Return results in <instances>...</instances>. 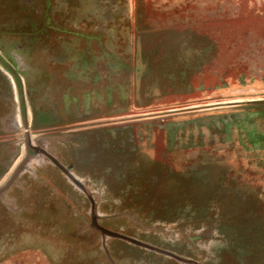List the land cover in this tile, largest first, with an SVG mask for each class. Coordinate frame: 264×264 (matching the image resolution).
I'll use <instances>...</instances> for the list:
<instances>
[{
    "label": "rangeland",
    "instance_id": "1",
    "mask_svg": "<svg viewBox=\"0 0 264 264\" xmlns=\"http://www.w3.org/2000/svg\"><path fill=\"white\" fill-rule=\"evenodd\" d=\"M0 264H264V0H0Z\"/></svg>",
    "mask_w": 264,
    "mask_h": 264
}]
</instances>
